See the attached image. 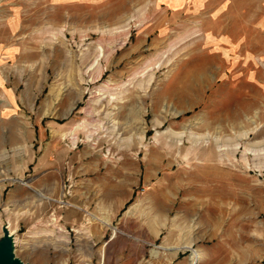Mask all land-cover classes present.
<instances>
[{
    "label": "rangeland",
    "instance_id": "374dc122",
    "mask_svg": "<svg viewBox=\"0 0 264 264\" xmlns=\"http://www.w3.org/2000/svg\"><path fill=\"white\" fill-rule=\"evenodd\" d=\"M136 1L0 0V239L264 264V0Z\"/></svg>",
    "mask_w": 264,
    "mask_h": 264
},
{
    "label": "water",
    "instance_id": "95a60500",
    "mask_svg": "<svg viewBox=\"0 0 264 264\" xmlns=\"http://www.w3.org/2000/svg\"><path fill=\"white\" fill-rule=\"evenodd\" d=\"M3 236L0 239V264H24L13 254V243L11 236L6 229H3Z\"/></svg>",
    "mask_w": 264,
    "mask_h": 264
},
{
    "label": "crops",
    "instance_id": "0c3cea01",
    "mask_svg": "<svg viewBox=\"0 0 264 264\" xmlns=\"http://www.w3.org/2000/svg\"><path fill=\"white\" fill-rule=\"evenodd\" d=\"M98 0H72L73 3H80V4H87V5H92L95 4ZM111 0H107V6L111 5ZM118 0H116L115 3H117ZM122 4L125 6L124 11L127 10L129 7H131L134 4H137L136 0H121ZM177 0H172L171 2L169 1L168 4L172 3L175 4Z\"/></svg>",
    "mask_w": 264,
    "mask_h": 264
},
{
    "label": "bare ground",
    "instance_id": "6f19581e",
    "mask_svg": "<svg viewBox=\"0 0 264 264\" xmlns=\"http://www.w3.org/2000/svg\"><path fill=\"white\" fill-rule=\"evenodd\" d=\"M183 249H190V247H185ZM197 259H198V256L196 255L194 251H192L191 264H197V261H198Z\"/></svg>",
    "mask_w": 264,
    "mask_h": 264
}]
</instances>
